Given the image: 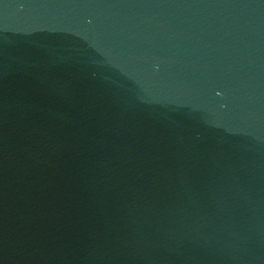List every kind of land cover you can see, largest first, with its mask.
<instances>
[{"label":"water","instance_id":"95a60500","mask_svg":"<svg viewBox=\"0 0 264 264\" xmlns=\"http://www.w3.org/2000/svg\"><path fill=\"white\" fill-rule=\"evenodd\" d=\"M0 264H264V0H0Z\"/></svg>","mask_w":264,"mask_h":264}]
</instances>
